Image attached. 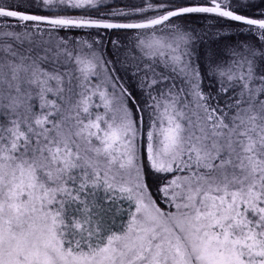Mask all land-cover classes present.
Instances as JSON below:
<instances>
[{
    "label": "snow or ice",
    "instance_id": "6c2138e0",
    "mask_svg": "<svg viewBox=\"0 0 264 264\" xmlns=\"http://www.w3.org/2000/svg\"><path fill=\"white\" fill-rule=\"evenodd\" d=\"M0 264H264V0H0Z\"/></svg>",
    "mask_w": 264,
    "mask_h": 264
}]
</instances>
